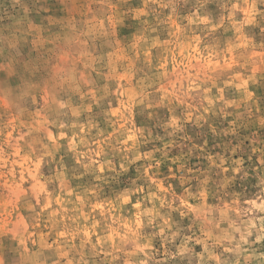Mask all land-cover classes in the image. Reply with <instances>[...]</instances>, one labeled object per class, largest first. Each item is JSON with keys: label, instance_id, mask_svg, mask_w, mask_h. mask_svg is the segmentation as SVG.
Segmentation results:
<instances>
[{"label": "rangeland", "instance_id": "1", "mask_svg": "<svg viewBox=\"0 0 264 264\" xmlns=\"http://www.w3.org/2000/svg\"><path fill=\"white\" fill-rule=\"evenodd\" d=\"M0 264H264V0H0Z\"/></svg>", "mask_w": 264, "mask_h": 264}]
</instances>
